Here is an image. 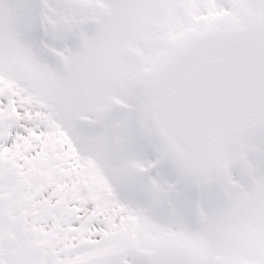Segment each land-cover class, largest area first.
I'll list each match as a JSON object with an SVG mask.
<instances>
[{
  "label": "snow or ice",
  "instance_id": "snow-or-ice-1",
  "mask_svg": "<svg viewBox=\"0 0 264 264\" xmlns=\"http://www.w3.org/2000/svg\"><path fill=\"white\" fill-rule=\"evenodd\" d=\"M0 264H264V0H0Z\"/></svg>",
  "mask_w": 264,
  "mask_h": 264
}]
</instances>
